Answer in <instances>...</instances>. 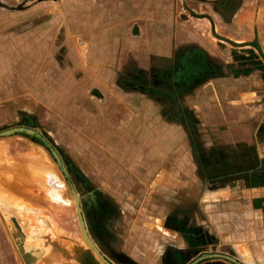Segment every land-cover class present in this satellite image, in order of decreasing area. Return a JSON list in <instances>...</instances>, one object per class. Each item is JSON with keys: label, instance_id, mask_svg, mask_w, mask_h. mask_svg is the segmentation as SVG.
I'll list each match as a JSON object with an SVG mask.
<instances>
[{"label": "crops", "instance_id": "crops-1", "mask_svg": "<svg viewBox=\"0 0 264 264\" xmlns=\"http://www.w3.org/2000/svg\"><path fill=\"white\" fill-rule=\"evenodd\" d=\"M37 4L40 15L25 28L0 33L17 37L0 50V80L12 75L7 115L40 130L48 100L60 98L72 122L87 123L96 177L43 134L101 252L113 264H187L218 249L263 261L264 0H6L0 9L12 15ZM16 70L29 82L24 91L35 85L45 103L21 97ZM11 136L40 153L19 161L35 173L24 184L40 194L49 185L64 201L52 188L63 181L47 174L57 163L47 147ZM9 180L6 191L22 193Z\"/></svg>", "mask_w": 264, "mask_h": 264}, {"label": "rangeland", "instance_id": "rangeland-1", "mask_svg": "<svg viewBox=\"0 0 264 264\" xmlns=\"http://www.w3.org/2000/svg\"><path fill=\"white\" fill-rule=\"evenodd\" d=\"M0 1L4 3L6 0ZM38 9H40V4L35 5L32 11H16L12 15L8 13V10L0 9V33H6L9 28H12V30L25 28L26 25L31 23L30 19H33V16L41 12ZM14 37L8 38L9 40L7 39L6 41H3L6 39L3 37V40H0V50L5 46L7 51L6 45L10 42L14 45L12 41L17 39V37ZM19 44L24 45L23 43ZM16 45L18 49L21 48L18 45V41H16ZM259 54L262 56L261 60L264 61V51H260ZM23 58L20 59V62L23 61ZM23 68L25 67L21 65V68L18 69L22 70ZM13 76L19 79L18 82H15V85L20 87V89L17 87L19 90L17 92H20L21 97H23V92L27 91L26 87L29 86V82L26 83L20 80L19 77H24V75L17 73V70ZM11 78V74H5L1 76L0 80V132L18 126L14 118L7 115L13 114L7 112L9 103L13 102V99H10L13 93L6 89ZM31 86L33 87L32 90L26 92H31V94H27L31 95L30 101L45 103V99L37 95L38 92L35 91V85L31 84ZM62 102L63 100L60 98H53L51 102L48 100L47 104H50V108L48 107L49 113L44 114L45 119L41 121L43 127L39 131L53 148H55L53 143L45 137L43 132L49 133L54 140L65 145L85 165L86 171L92 177H96L95 173L101 171L99 170L100 168L93 166L95 165L94 161L88 159L89 157L93 158L94 155H91L86 150V145L89 142L87 138V123L72 122V117L63 111ZM78 134L79 137H77ZM146 142L150 147L151 140L146 139ZM73 143H75L74 147L72 146ZM45 147L47 146L45 145ZM29 155L38 159L40 153L26 139L18 136L0 137V167L5 168L0 169V264H105L82 236L77 207L69 183L54 157L50 155V150L49 157L56 164H53L54 168L47 170V174L58 175L63 181L65 188L59 189L56 187L58 188L57 190L52 187L55 189L52 190L56 197L59 198L61 195L64 201H55L49 196L48 191L51 188L49 185L47 188L44 187L41 192L43 194H40L38 192L40 187L38 189L36 186L24 184L26 180L25 174H29L33 178L35 176L34 172L31 175L30 172L22 171L23 165L19 163L23 157L26 158ZM99 156L98 162L100 163L99 167H101V163L104 160L102 154ZM146 156L149 159L151 158L150 154ZM161 157L162 155H159V158ZM41 161L44 162L43 160ZM52 162L48 159V168H50V163ZM8 178L15 185L14 188L22 193L9 194L6 191L7 188L5 185L2 186V181L8 182ZM207 253L231 255L230 251L223 249L208 250ZM236 258L244 264H249L247 259H243L240 256ZM263 261L259 260L258 264H262L260 262Z\"/></svg>", "mask_w": 264, "mask_h": 264}, {"label": "water", "instance_id": "water-1", "mask_svg": "<svg viewBox=\"0 0 264 264\" xmlns=\"http://www.w3.org/2000/svg\"><path fill=\"white\" fill-rule=\"evenodd\" d=\"M18 133H25L31 137H36V138H40L42 140L45 141V139L43 138L42 134L40 133L39 130L34 129L32 127H27V126H17V127H13L10 129H6L0 132V137H6V136H11L14 134H18ZM46 146L48 147V149L50 150L51 155L54 157V159L57 161V163L59 164V167L61 168L62 172L65 175V178L67 179L71 192L73 194L75 203H76V207H77V214H78V219H79V224H80V229H81V233L83 238L85 239V241L88 243V245L99 255V257L101 258V260L105 263V264H113L102 252L101 250L96 246V244L94 243L93 239L91 238V236L89 235V231L87 228V223L83 214V208L81 205V197L79 195V193L76 191L75 186L72 182V179L70 177V174L68 172V169L65 165L64 160L62 159L61 155L59 154V152L53 148L49 143L46 144ZM216 258H220V259H226L231 261L232 263L235 264H244L241 261H239L237 258H235L234 256L231 255H227L224 253H203L202 255H200L199 257H197L194 261H192L189 264H198L204 260L207 259H216Z\"/></svg>", "mask_w": 264, "mask_h": 264}, {"label": "trees", "instance_id": "trees-1", "mask_svg": "<svg viewBox=\"0 0 264 264\" xmlns=\"http://www.w3.org/2000/svg\"><path fill=\"white\" fill-rule=\"evenodd\" d=\"M35 140L40 142V143H42V144H44V145H46L48 143L46 140L44 141V140H42L40 138H35Z\"/></svg>", "mask_w": 264, "mask_h": 264}, {"label": "bare ground", "instance_id": "bare-ground-1", "mask_svg": "<svg viewBox=\"0 0 264 264\" xmlns=\"http://www.w3.org/2000/svg\"><path fill=\"white\" fill-rule=\"evenodd\" d=\"M18 209V208H17ZM24 212V211H23ZM27 217V216H26ZM54 246V245H53ZM57 248V247H56ZM53 263V262H52Z\"/></svg>", "mask_w": 264, "mask_h": 264}]
</instances>
